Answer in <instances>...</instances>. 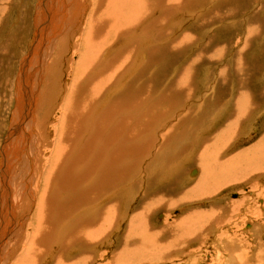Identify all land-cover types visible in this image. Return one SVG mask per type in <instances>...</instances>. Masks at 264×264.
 Masks as SVG:
<instances>
[{"label": "rangeland", "instance_id": "rangeland-1", "mask_svg": "<svg viewBox=\"0 0 264 264\" xmlns=\"http://www.w3.org/2000/svg\"><path fill=\"white\" fill-rule=\"evenodd\" d=\"M97 1H99V3ZM97 1L90 0V8L92 9H89V0H77V2L84 5V7H87V4L88 8L86 11L83 10L85 12L84 16H82V18L80 17L78 23L73 27L75 33L73 34L74 37L72 36L63 44L62 39H56V36L51 37L49 40L52 39L53 43L46 45L48 51H45L44 54L43 50L45 46L43 47V45L41 46L38 44L41 34L37 33V27L34 24V16L41 7L37 4L40 0H0V173H5L7 167V164L6 166L2 164L3 161H7L6 152L3 151H5V146H7L6 142L8 140L11 123L15 120V116L17 115L14 112L18 105L17 95L18 93L19 95H24L26 91H22L21 88L17 93L21 75L26 76V73L23 72L22 63L24 58L35 50V46L36 49H40L39 53L41 56L43 54L44 56H42L43 59L41 58L42 66L40 64L38 70L40 81L37 83L36 88L35 86L32 87V89H34V94L30 99L31 102H29L31 111H28L29 109L26 107L27 112H29L28 116L33 120V124L30 136L25 139L23 145L24 148L29 146L33 152L34 150L38 152L45 148L44 151H47V153L44 154L46 156H44L45 159H50L48 157H51L54 151V130L59 122H61L59 112L64 104L67 103L68 106L67 122L63 121L64 134L62 133V135L64 138L62 140V145L69 146L70 138L72 137V130H70L71 125L82 126L83 124L82 116L86 115L87 112H83L82 106L84 101L82 100L81 94L78 93L76 104L74 100L66 99V96H68L67 94L72 76H77V74L82 75L90 66V63L85 62V56L88 55L90 58L99 56L101 62H106V59L109 61L108 57L113 58L118 52L130 53V50L132 51L133 49L135 53H131L132 55L128 59L131 61V64H128V69L126 67L124 68L125 73L112 76L111 85L108 86L110 89L106 90V92L112 96L110 97L112 98V113L109 117H104L101 120L97 129L95 125L92 126V130L95 132H92V134H95L94 139L96 140L94 141H98V146L103 143V136L111 132V148H114L116 143H119L120 140L124 138L121 136L124 132V128L130 121L132 124L137 120H145L144 122L146 123L143 125L147 124V126L144 127L147 130L150 128L149 131L152 130V132L150 134H143L142 139L136 140V146L133 137L143 126H140L133 134V127H131L130 124L131 130L126 132V134L129 133L130 138L126 141V144L124 143L122 146L123 159H128L121 164V166H126L129 169V177L131 176V178H129V180L131 179L129 183L134 184L139 181L141 184L143 183V189L141 188L142 191H139L140 189L132 188L131 185H121L116 190L112 189L111 195L109 194L110 196H108L102 204L106 207L112 199H115L117 194H113V190H115L114 192L118 191L119 195L121 193V196H119L120 204L116 209V213L119 214V218H122L123 222H121L120 227L117 228L115 232H112V235H107L108 238H103L101 240L102 243L90 245L84 249L86 260L87 258L88 260L82 264H264V150H262L264 147L256 149L255 152L252 153V143L263 133L261 125H264L262 124L264 121V107L257 113L258 120L250 115L249 121L252 122L253 128L248 138H243L245 135L242 128H244L245 124H249L247 119L252 110L245 116L246 123L240 122V129H236L232 136L233 138L230 136L225 143H223L222 139L218 142L216 139L212 144H209L212 146L209 152L212 157L213 153H215L217 157L222 156V160L219 159V161H226L227 159L229 161L231 159L230 161L232 163L234 160L237 163V157L241 156V160H244L243 162L246 161L245 163H248L249 161V170L246 171L241 169L243 168L241 163L239 165L233 163L237 171L235 168L227 169L226 167L217 166L216 168L220 170L216 174H213V177L215 180H218V187H208L209 194L206 192L208 196L205 194H194L191 198H183V200H180L185 194H181V196L178 195V192L184 191L196 183L195 180L198 173L194 165L199 167L203 165V159L195 155L197 150H194V146L199 145V143L201 145L207 142L206 138H208V136L213 135V133H219L218 131L220 130L221 124H224V121L227 123L229 119L234 118L233 114L237 115L234 107L235 102L238 100L241 104H247L246 98L252 97L248 102L259 99L258 103L264 104L263 97L260 96L259 98H255L252 95L254 93L252 91L253 89L259 90L257 91L258 93L264 90V0H169V3L172 2V4L175 5V9H171L169 5L166 6V1L163 2V0L161 4L156 0L153 2L152 0H142L135 10L137 15L134 11L120 10L112 7V20L115 27L120 28L124 25V27L131 32L126 35L124 33L113 34L112 30V41L104 51V47L98 46L97 40H101L102 43H105L110 35L107 33L103 35L95 30H91L85 22L86 15L94 9V6L95 8L97 6V9H101V7L107 5L104 0ZM132 13L133 17L130 19ZM71 16L72 14L69 10L66 18L62 21L63 32L69 29ZM42 19H44V17L39 15L36 21L40 22ZM139 21H142L143 25H141L140 30L138 28V31L136 28L138 27ZM153 25L156 26V30L153 28ZM144 32H147V34H144ZM84 34L85 41L81 39L84 37ZM35 38H37V42ZM59 40L60 42H58ZM136 43L138 45L134 47ZM149 51H157L159 53L158 56L154 55L153 62L148 61L147 53ZM211 52H213V54H211ZM79 53H81V55ZM117 60L116 56L114 69L116 72H120L125 63H119L121 59ZM245 63L249 68H247L248 71L244 69L243 73L249 74L247 79L252 82L250 83L252 86L249 84L250 87H248L251 88L248 93L250 96L244 95V97L241 95L242 93H239V87L236 85L237 82L235 81L237 73L239 72L238 66ZM105 64L106 63H104V66ZM146 66L147 71L145 72L143 69ZM94 67H99L98 60L88 69L86 77L92 74L91 68ZM142 71L146 73L145 80L148 81L146 83L147 85L143 83L144 88L141 89L133 85L138 82ZM185 74L189 75V82L187 81L189 88H186L188 90V94L186 95L187 98L184 100L185 96L183 95L182 97L180 92H178L179 87L175 89L176 92H173V94L176 95L175 99H172V95L168 98H162L167 93H171L169 87L172 83L176 84V82L180 80L183 81ZM22 81L23 79L21 82ZM24 81L27 83L29 82L28 79H24ZM83 81L81 82L82 84ZM127 86H131V89L129 88L128 91L125 90ZM28 89L31 88L28 87ZM131 92L132 95H130ZM126 94L127 96L129 94L130 97L128 96V98L125 96ZM145 94L150 95L147 100H145ZM232 94L234 96H232ZM91 95H94L92 97L94 99H90L92 102L90 104L102 105L105 109L107 104L106 101H111L106 94L99 97V95L94 92ZM97 95L98 97L96 98ZM160 98H162V101ZM165 99L168 103L165 102ZM197 100L201 101V103ZM148 102L153 105L152 109L150 108L153 111L149 109L148 113L150 116L147 113V118L141 119L139 117L147 110L144 106L146 104L145 107H147V105H149ZM161 102H163V105ZM123 103L125 104L123 105ZM168 104H172L173 107L175 105V113L172 114L174 117L170 115L167 116L166 110L169 109H166L165 105ZM223 104L227 109L225 107L224 109L221 108ZM148 107H150V105ZM215 110H217V112H215ZM185 111L190 113V117L192 118H188L190 121L197 118H200V122L206 119L210 121L211 119V121L214 120L212 126L216 128H207L208 130H206V132L203 128L199 130L200 133L202 131L201 134H198V132L195 134L196 130H194L192 131L193 134H189L188 139L182 140L181 146H193L192 148L194 149L192 150L194 153L192 151L187 154L184 153L185 155L181 156L183 155L182 152H177L178 150L174 152L172 139H170L169 142L171 148L166 146V149L160 150L162 145V133H165L172 125H175L173 123L179 124V121L174 120L185 116L187 114ZM161 114H164V116L161 117ZM160 117L166 121V125L163 124ZM147 120L151 121V123L149 122L150 124H148ZM168 121L171 122V125ZM135 124L133 126H135ZM239 124L235 127L239 128ZM189 125L190 126L187 125L188 130L195 127L193 123H189ZM67 126H69V128ZM188 127L191 128L189 129ZM42 131L43 133L40 134ZM45 132H47V135ZM100 133H102V135L98 138ZM241 133L243 135L239 138L240 136H238V134L240 135ZM202 136L203 139L205 138V141L201 138ZM151 137H156V141L153 144L154 147L147 151L145 144L147 139ZM195 138L198 144L195 143ZM44 140L49 142L46 143ZM127 145L128 147H126ZM180 149L181 148H179V150ZM73 150L75 153L78 152L77 148H73ZM222 150L224 156L219 154V151ZM149 152H151V154L147 155L146 153ZM152 155L154 158H150ZM173 155L175 158H173ZM242 155L245 156L244 159H242ZM60 157L62 156L56 157V160H58V164L62 165L64 159H60ZM180 157H183L182 160ZM117 158L118 157H116V160ZM112 159L114 164V155ZM199 159L201 162L198 161ZM61 160H63V163ZM102 160L103 164H105V158L102 157ZM118 161L119 163L121 162L120 160ZM157 161H159L158 164H156ZM175 161H177L175 166L172 167L168 165L169 163L173 165ZM227 162L222 163L225 165ZM56 164L54 165L55 167H60V165L58 166V164ZM151 165H162L160 168L159 182L161 181L165 184L166 182H175V180L179 178L177 183L180 186H178V190L175 191L177 201H175L174 204L176 206L174 205L166 211H156L153 215H150L149 219L153 226L147 223L149 226L146 225L145 229L143 228V233L135 237L141 240V244L145 242V236L148 237V242L154 244L151 248L153 250L147 251L141 248L142 250L140 249L138 251L137 249L136 252H123L119 253L121 254V256L118 255L119 258L116 255L115 260H113L114 250L119 245L121 237L123 236V231H121L125 228L123 224L132 219L134 208L139 203L137 201L142 199L140 196L142 197L143 190L147 191V186L150 184L154 186L156 183L157 172L154 170V173H152L147 170ZM126 167L122 168V170L125 171ZM190 169L194 171V177H192V179L187 178L186 181H183ZM177 172L178 174H176ZM232 180H234V182H232ZM127 183L128 181L126 184ZM161 184H157L156 189L153 187L151 192L159 188L164 189ZM211 187H213V190ZM101 188L102 187L99 189ZM135 191L141 192L140 196L134 194ZM2 198H4V196ZM2 198L0 199L1 202ZM1 202L0 210L2 205ZM97 204L99 205L98 202ZM189 210H191V214H194L195 217L207 213L204 219L198 218L205 225L204 227L201 226L198 228L201 230L199 232L202 233V236L198 235V237H196L194 233H192L193 230L186 231L185 229H179V227L177 228L175 226L173 228L167 227L166 230L163 231H161L162 229L160 230V228L164 229L166 224L168 225L172 221L178 220L177 218L179 216H185ZM89 211L95 212L94 210L83 207L76 213V217H81L82 214L88 213ZM224 223L225 225H223ZM107 226L108 223H104V227ZM116 226L117 223L114 224L113 231ZM147 228L151 229L152 234L153 231L156 233V231L159 230L161 233L158 232L155 234L156 236H152L149 231L146 230ZM16 232L17 231L14 230L12 232L8 231L6 235H3L6 242L0 249V264H15V257L19 252H22V254H27L28 252L30 254L29 259L25 258L26 260H23V262L21 261L22 259L19 260L18 263L22 262L21 264H56L55 260L60 257L58 249L54 248L51 252L49 249L44 250V248L38 247V250H36L34 245H32V249L26 250L24 243L25 239L23 238L21 239V244H19L17 248L15 246ZM199 232L197 233L200 234ZM173 244H176V246H173ZM160 245H164V248L172 245L169 248L170 250L172 249L170 252L171 254L168 253L166 255L164 254L162 257H157L155 252L160 250L158 247ZM12 246L16 247L17 251L12 249ZM164 248V251L168 250ZM12 250H14V252ZM75 253L74 250L70 249L66 258L71 260ZM39 257H41V259ZM57 261H62V258Z\"/></svg>", "mask_w": 264, "mask_h": 264}, {"label": "bare ground", "instance_id": "bare-ground-1", "mask_svg": "<svg viewBox=\"0 0 264 264\" xmlns=\"http://www.w3.org/2000/svg\"><path fill=\"white\" fill-rule=\"evenodd\" d=\"M94 1H97V0H94ZM141 1L142 0H104V2H106V4H107L106 6H103L104 8L101 7V9H97V6H96V8L94 6V9L91 10V12L86 15L85 22L88 24V26L90 27L91 30H95L96 32H99L103 35H104V33H107L110 35L105 43H102L101 40H97L98 46L104 47L103 51L108 48L110 42L112 41V30H113V34H116V33L117 34H123L124 33L126 35L129 32H131V31H128L124 27V25L120 28L115 27L113 20H112V7L118 8L120 10H130L131 12L134 11V13L136 14L135 10L137 9V7L141 3ZM153 1H155V0H152V2ZM156 1L159 4L162 3V0H156ZM164 1H166V6L169 5L171 9L176 8L175 5L172 4V2L169 3V0H163V2ZM97 2L99 3V1H97ZM40 3H41V5H40ZM37 4L41 7L40 8L38 7L39 10L37 8L38 12L34 16V24L37 27L36 28L37 33L41 34V37L38 40V44L41 46L43 45V47L45 46V48L43 50L44 54H45V51H48L46 49V45L53 43L52 39L49 40L51 37L56 36V39H62V44H63L64 42L66 43L67 40L73 36V34H75L73 31V27L78 23L79 18L80 17L82 18V16H84V13H85L84 11H86V9L88 8L87 4H86L87 7H84V5L79 4L77 2V0H40V2ZM91 5L93 6L92 3H91ZM89 9H92V8H90V0H89ZM69 10L71 11V14H72L71 21L69 24V29L67 31L63 32L62 31V21L66 18ZM81 11H82V14H81ZM88 11H90V10H88ZM39 15H42V17H44V19L40 20V22L36 21V19L39 17ZM132 17H133V13H132L130 19ZM80 22H81V20H80ZM141 25H143V22L139 21L138 27L136 29L138 30V28H139V30H140ZM153 28L156 30V26L153 25ZM165 30H166V28H165ZM144 34H147V32H144ZM81 39H83L84 41L86 40L85 34H84V37ZM36 40H37V38H35V41ZM79 41L81 42L80 39H79ZM58 42H60V40ZM77 45H78V43H77ZM79 45H80V43H79ZM137 45L138 44L136 43V45H134V47H136ZM34 49L35 50L33 52H31L30 55H28L24 58V61L22 63L23 72L26 73V76L21 75L20 78H21V80L23 79V81L21 82V80H19L20 85L18 87L17 93L19 92V90L21 88H22L21 89L22 91L23 90H26V91H25L24 95H19V93L17 95L18 105L16 107L17 109H15L14 112L18 116L16 115L15 120L11 123L9 134H8V140L6 142L7 146H5V151H3V152H6L5 154L7 155V158H6L7 161H3L2 164L5 166L7 164V167L5 169V173L4 172H3V174L0 173V178H1L0 179V197L2 198L4 196V198H2V202L0 201L2 203L1 210H0V212L2 211L0 213V249H1V246H3V244L6 242L3 235L4 234L6 235V233H8V231L12 232L14 230V231H17L16 232V240H15L16 241V243H15L16 247L19 244H21V239L23 238V239H25L24 243H25V249L26 250L32 249V247H33L32 245H34V248L36 250H38V247L44 248V250L49 249L50 251L51 250L53 251L54 248L58 249V251L60 252L59 253L60 257H58L57 260L62 258V261L55 260L56 264H82L84 262H87V260H88V258L86 260V255L84 253V249H86V247H88L90 245L102 243L101 240L103 238H108L107 235H112V232H115L117 230V228L120 227L121 222H123L122 218H119V214L116 213V209L120 204L119 196H121V193L119 195L118 191L117 192H114V191L121 185L122 186L123 185L124 186L125 185H131L132 188H137V189H140L139 191H142L141 188L143 186V183L141 184V182H139V181H137V182L133 181L135 183L130 184L129 182L131 179L129 180V178H131V176L129 177V174H130L129 169L126 166H121V164L126 159H128V158L123 159L122 146L124 143L126 144V141H128V139L130 138L129 133L126 134V132L131 130L130 129V124H131L130 122L131 121L129 120L130 121L129 124L124 128V132L121 136L124 138L122 140H120L119 143H116V146L114 148H111L112 147V133L111 132L107 133L106 136L105 135L103 136L104 139H103V143L101 144L102 146L101 145L97 146L98 141H94V140H96V139H94L95 134H92V132H94V130H92V126L95 125V127L97 129L101 120L104 117H109L110 114L112 113V98H110L112 96H111V94L106 92V90L110 89V88H108V86L111 85L110 83L112 82V76H118L119 73L120 74L125 73L124 68L127 67V69H128V64H131V61H129L128 59L135 52L133 51V49H132V51L130 50V53L118 52L115 54V56L113 58L108 57L109 61L107 59H106V62L103 61L104 63H106L105 66H104V63L101 62L99 56H93L92 58H90L88 55L85 56V58H84L85 62L90 63L89 68L97 60H98L99 67L91 68L92 74L89 77H86V72L88 71L89 68L82 75L77 74V76H72L71 84H70V87L68 89V94H67L68 96H66V99H68V100L72 99L75 101V104H76L77 100H78V93L81 94L82 100L84 101L83 106H82L83 112L84 113L87 112L86 115H83V116L81 115L83 124H82V126L81 125H79V126H76V125L72 126L71 125L70 130H72V135H71L72 137L70 138L69 146L67 147L65 145H62V140L64 138L62 135L63 130H64V127H63L64 122L63 121L67 122V106H68V104L66 103V104H64V106L62 105L63 107H62L61 111L59 112V118H60L61 122H59L58 126L54 130V139L53 140H54L55 148H54V151L52 152V156L48 157L50 159H45L46 156L44 154L47 153V151H44L45 148L39 150V147H38L39 151L35 152V150H34V152H33V150L31 151L29 146L27 148H24V145H23V142L25 141V139L30 136V131H31L32 124H33V120L30 119V116H28L29 112H27L26 107L29 109L28 111H31V107L29 106V102H31L30 99L32 98V96L34 94V89H32V87L35 86V88H36L37 83L40 81V78L38 77V70L40 68V64H41V61L43 59L42 56H44V54L41 56V54L39 53L40 49H36V46ZM145 53H147V52H145ZM79 54L81 55V53H79ZM147 54H148V61L149 62L152 60L154 61V55H157V56L159 55V53L157 51H149ZM116 56H117L118 60L121 59L119 61V63H122V62L125 63L122 67V70H121L123 72H121V71L116 72L114 69ZM125 58H126V61H125ZM117 64H118V62H117ZM149 64H151V63H149ZM41 66H42V64H41ZM244 66L246 67V70H247V68H249L246 65V63L244 64ZM144 70H145V72L147 71V66L143 69V71ZM143 71H142V74L140 75V77L138 79V82L133 85V86L139 87L141 89L144 88L143 83L146 84L148 81V80H145V78H146L145 74L146 73ZM132 74H133V72H132ZM248 75L245 74L241 77H237L236 81H235L239 84V93L240 94L242 93L241 95H243V96L249 95L248 94L249 89H251V88H248V87H250V85L252 86V84H250L252 82L249 79H247ZM85 77H86V79H85ZM188 77H189V75L185 74L183 81H185V82L188 81ZM24 79H28L29 82L28 83L25 82ZM82 81H83V84L81 83ZM180 82H181V80L176 82V84H178ZM188 82H187V84H188ZM226 82H227V80H226ZM237 83H236V85L238 86ZM174 84L175 83H172L171 85H174ZM242 85H244V86L242 87ZM28 87H30L32 90L28 89ZM90 88L92 89V91ZM129 88L131 89V86L130 87L127 86V89H125V90L128 91ZM176 88L177 87H170L169 90L171 91V93H167L162 98H164V97L168 98V97H170V95H172V99H175L176 95L173 94V92H176L175 91ZM187 88H189V85L187 86ZM81 89H82V91H81ZM205 89H206V87H205ZM252 91L254 92L253 94L251 91L250 92L253 95V97H255V95L257 94L255 89H253ZM94 92H96L99 95V97H102V96H104V94H106V96L109 99H111V101H106L107 99L105 100L107 102V104L105 103L106 109H105V107L103 108L102 105L100 106L98 104L97 105L90 104V103H92L90 99L94 96L91 94H93ZM178 92H180L182 97H183V95L185 96L184 100L187 98L186 97V95L188 93L187 89L185 92L184 90L179 88ZM233 94H232V96H234ZM98 95L96 96V98L98 97ZM130 95H132V92ZM122 96H124V95H122ZM125 96H127V94ZM128 96H129V94H128ZM260 96L263 97V99H264V90L260 94ZM119 97H120V94H119ZM149 97H150V95L145 94V100H147ZM96 98H95V100H96ZM162 98H160V100ZM235 98H237V97H235ZM251 98H246L247 104H243L245 109L250 108L251 102H248V101ZM92 99H94V98H92ZM97 101H98V99H97ZM123 101H124V98H123ZM165 102H167V100ZM252 102H256V100L252 101ZM161 103L163 105V102H161ZM174 103H175V100H174ZM89 104L92 106H90ZM117 104H119V103H117ZM124 104L125 103H123V105ZM146 104H147V102H146ZM146 104H145V106H146ZM148 104L150 105V107H148L149 105H147V107L144 106V108H147V110H145V113L143 115H141V117H139V118H141V119L142 118L145 119V117L147 118V113H148L149 109L150 108L152 109V107H153V105L150 104V102H148ZM165 106H166V109H169V110H166L167 116L168 115L172 116V114L175 113L174 112L175 105H174V107L172 104H168ZM240 106L241 105H236V102H235L234 107L236 109L235 113L237 112V115L233 114L234 118L229 119V121L227 123L224 121L225 120L224 119L223 120L224 124L220 123L221 127H220V130L218 131L219 133H215V134L213 133V135L208 136V138H206L207 142H205L201 145H200V143H199V145L195 144L196 145V146H194L195 149L192 148L193 146L187 147L185 145V147H182L181 143L184 141V139H186V138L188 139L189 134H193L192 131H194V130H196L195 134H197V132H198V134H201L202 131L200 133L199 130L204 128L203 130L206 132V130H208L207 128L215 127V126H212L214 123L213 122L214 120L211 121V119H210V121H209L208 119H206L204 121L205 125H199L194 119H193V121H190L188 119L190 117V113H188L189 110L187 109L188 112L185 111V112H187V114L185 116L181 117L180 119L174 120V121H179V124L173 123L175 125H172L168 129L166 128L167 130L166 131L164 130L165 133L164 132L162 133V137H161L162 145L160 147V150L166 149V146L170 147L169 142H170V139H172L174 152L178 150L177 152H182L183 155H181V156H184L188 152H192L193 151L192 149H194V150H197V152L195 151L196 152L195 155H197L198 157H201L203 159L202 167L194 165L196 172L198 173L196 180H195L196 183H194V185H192L190 188L186 189L188 187L187 186L185 188L186 190L178 192L179 196H181V194L182 195L185 194L184 197L180 198V200H183V198H186V199L191 198L194 194H205V195H207V194H209L208 193V190H209L208 187H210V186H215V187L217 186L218 187V180H215V178L213 177V174H216L220 170V169L216 168L217 166H222L223 168L226 167L227 169H230V168H235L234 164L239 165L241 163V165L243 167L241 169H244L246 171L249 170V161H248V163H245L246 161L243 162L244 160L243 161L241 160V156H238L237 157V163L234 160L233 161L234 164H233L230 161L231 159L229 161H228V159L226 161H219V159H221L222 156L217 157L216 154L213 153V157H212L211 154L209 153L210 148H212V146H210L209 144L210 143L212 144V142H214L216 139H217V142L219 140L221 141V139H222L223 143H225L226 140H228L230 136H231V138H233L232 136H233L234 132L236 131L235 126L237 125V123L239 121V117H240ZM117 107H119V106H117ZM224 107L227 109V107L224 104H223V106L221 105V108L224 109ZM221 108H219V109H221ZM151 109H150V111H153ZM178 109H180V108H178ZM217 110H218V108H217ZM217 110H215V112H217ZM161 111H163V110H161ZM150 113H152V112H150ZM148 115H149V113H148ZM162 116H164V114H161V117ZM172 117H174V115ZM13 119H14V117H13ZM148 119H149V117H148ZM153 119H154V117H153ZM190 119H192V118L190 117ZM256 119L258 120V118H256ZM170 120H171V118H170ZM172 120H173V118H172ZM77 121H78V119H77ZM144 121L137 120L131 124V127H133L132 128L133 134L138 130V128L140 126H143V128L140 131H138L137 134L133 137L134 138V144L137 142L136 140L142 139L143 134H150L152 132V130L149 131L150 128L147 130L144 127V126H147V124L143 125L144 123H146ZM126 122H127V120H126ZM149 122L151 123V121H148V124H150ZM155 122H156V120H155ZM162 122H163V124H165L166 121H164L162 119ZM188 122L190 124L193 123V125L195 127H192V129H190L191 127H188L190 129V130H188L187 125L190 126ZM169 123L171 125V122H169ZM65 124H67V123H65ZM134 124H135V126H133ZM160 124H162V123H160ZM262 124H264V121ZM67 127L69 128V126H67ZM261 127H262L261 129H262L263 133H261V135L259 137H264V125H261ZM252 128H253L252 125L245 124L244 128H242V130L244 131V135H245V137H243V138H248L250 136V132H251ZM212 129H214V128H212ZM154 130H156V129H154ZM160 131H162V130H160ZM41 133H43V131L40 132V134ZM102 133H100L98 138H100ZM45 134L47 135V132H45ZM125 134H126V136H125ZM241 135H243V134L242 133L240 135L238 134V136H240L239 138H241ZM203 136L201 137L202 139H203ZM259 137H257L256 141L254 143H252V145H253L252 146V150H253L252 153L255 152L256 149H261V147H264V138L262 140H259L258 139ZM196 138L194 139V141L196 140ZM4 139H6V138H4ZM190 140H188V141H190ZM203 140L205 141V138ZM155 141H156V137H151V138L147 139L146 144H145V148L147 149V151L151 150V148L154 147L153 144L155 143ZM45 142L48 143L49 141H45ZM197 142L198 141L196 140L195 143H197ZM199 142H200V140H199ZM66 144H68V143H66ZM63 146H65V147H63ZM126 147H128V145ZM73 148H77L78 152L75 153ZM179 148H181V149L179 150ZM112 150H113V154H112ZM223 150L219 151V154L223 155ZM262 150H264V149H262ZM193 153H194V151H193ZM244 153H246V152H244ZM50 154H49V156H50ZM146 154L150 155L151 152L146 153ZM146 154H145V156H146ZM60 155L62 156V157H60V159H64V163H63V160H61L63 163L62 165L58 164V160H56V157H59ZM113 155L115 158L114 164H113V159H112ZM242 156H243L242 159H244L245 156L244 155H242ZM102 157L105 158V164H103ZM116 157H118L117 160H116ZM150 158H154L153 155ZM173 158H175L174 155H173ZM182 158L183 157H180L181 160H182ZM184 159H185V157H184ZM118 160H120L121 162L119 163ZM116 161H118V162H116ZM198 161L201 162L200 159ZM179 162H180V160H179ZM222 162H227V164L224 165ZM56 163L58 164V166L60 165V167H55L54 165ZM158 163H159V161L156 162V164H158ZM176 163H177V161H175L173 163V165L171 163H169L168 165L173 167L176 165ZM112 165H113V167H112ZM161 166L162 165H151V167L147 166L148 167L147 170L149 172L154 173L153 172L154 170L157 172V173L155 172L156 173V183L154 184V186L152 184L147 186V191L143 190L142 197L140 196L141 192L135 191L134 194H138L140 196V198H142V199L137 201L139 203L134 208L132 219L129 222H126L125 224H123V225H125V228L121 230V231H123V233H122L123 236L121 237V241L119 240L120 241L119 245L114 250L113 260H115L116 255L118 258H119V256H121V254H119V253L128 252V251H135L136 252L137 249L139 251L141 248L143 250L146 249L147 251L153 250L151 248L154 246V244L148 242V237L145 236V242L142 244H141V240L138 238H135V237H137L143 233V228L145 229L147 223L151 224V220L149 219L150 215H153L156 211H166L170 207L172 208L175 205L174 202L177 201V195H176L175 191L178 190L177 188H178V186H180L177 183V180L179 178H177L175 180V182L173 181L174 183L172 181H171L172 183L166 182L165 184L162 183L161 181L159 182ZM54 167L58 168V169H55ZM125 167H126V170L123 171L122 168H125ZM236 171H237V169H236ZM1 172H2V170H1ZM184 172H185V170H184ZM186 172H188V171H186ZM238 172H240V171H238ZM138 173H139V171H138ZM176 174H178V172ZM174 175H173V177L175 178ZM135 176H137V175H135ZM149 176H150V174H149ZM192 177H194V171L192 169H190L188 175L186 174V177L183 179V181H186L187 178L192 179ZM127 181H128V183L126 184ZM162 181H163V179H162ZM193 182H194V180H193ZM232 182H234V180H232ZM157 184H161V186L164 189L159 188V189L155 190L154 192L153 191L151 192V189L153 187L156 189ZM100 187H102V188L99 189ZM211 188L213 190V187H211ZM211 188H210V190H211ZM112 189H115V190H113V194L115 193V195L117 194V196H115V199H112V201L109 204H107V206L105 207V206H103L102 203L105 199H107L108 196L111 195L110 193L112 192ZM206 192H207V194H206ZM238 200H239V198H238ZM100 201H101V203H100ZM97 202L99 203V205L97 204ZM83 207H86L89 210H94L95 212L89 211L88 213L82 214L81 217H76V213L78 211H80ZM206 214H202L199 217H195L194 214H191V210H189V212H187V214L185 216H183V215L179 216L177 218L178 220H174L172 222L170 221L171 223L168 225L165 223L166 226H164V229L160 228V230L162 229L161 231H163V230H166L167 227L173 228L175 226L177 228L179 227V229H185L186 231H188V230L192 231L193 230L192 233H194V235L196 237H198V235L202 236V233L199 232L201 230L198 228H200L201 226L204 227L205 225L198 218L204 219V216ZM210 214H212V213H210ZM104 223H108V226L104 227ZM116 223H117V226H116L115 230L113 231L112 229L114 228V224H116ZM151 225L153 226V224H151ZM223 225H225V223ZM147 226H149V225H147ZM207 226H209V225H207ZM146 230H148L150 235H152V236H154L155 234L160 232V230L158 229L159 231H156V233L153 231V234H152L150 228H147ZM197 232H199L200 234H198ZM200 236H199V238H200ZM116 239H117V237H116ZM9 245H10V242H9ZM239 245H240V243H239ZM160 246H158L160 250L155 252L157 257L158 256L162 257L164 254L166 255L172 251V249L171 250L169 249L172 245L170 247L168 246L165 248H164V245H162L161 247ZM173 246H176V244L175 245L173 244ZM16 247L12 246V249L16 250ZM218 247H219V245H218ZM163 248L164 249L167 248L168 250L164 251ZM70 249H72V250H74V252H76L71 260L66 258ZM229 250H231V249H229ZM12 251L14 252V250H12ZM42 254H44V253H42ZM29 255L30 254L28 252H27V254L26 253L22 254V252L21 253L19 252V254H17V256L15 257L16 258L15 264H21L23 262V260L29 259ZM39 258L41 259V257H39ZM111 258H112V256H111ZM19 260H21L22 262L18 263Z\"/></svg>", "mask_w": 264, "mask_h": 264}, {"label": "crops", "instance_id": "crops-1", "mask_svg": "<svg viewBox=\"0 0 264 264\" xmlns=\"http://www.w3.org/2000/svg\"><path fill=\"white\" fill-rule=\"evenodd\" d=\"M216 53V52H215ZM211 54H213V52H211ZM212 56V55H211ZM238 68H239V72L237 73V77H241V76H243V75H245L244 73H243V70L244 69H246V67L244 66V64H240L239 66H238ZM187 86H188V84H187V81L185 82V81H182L181 80V82L180 83H178V84H174V85H170V87H179V88H181L182 90H184L185 92H186V88H187ZM244 85H242V87H243ZM169 87V88H170ZM238 87H239V84H238ZM218 88V87H217ZM218 90V89H217ZM256 91V95H255V98H259L260 97V94L263 92H261V93H258L257 91H259V90H255ZM188 94V93H187ZM259 94V95H258ZM258 100L259 99H257L256 100V102H251V105H250V108H248V109H245L244 108V105H243V103L241 104L240 102H238V101H236V105H241L240 106V117H239V121H238V123L237 124H239L240 122L241 123H244L245 121H246V114H248V112L250 111V110H252V112L249 114V118L247 119L248 120V125H252V122L251 121H249V119H250V115H252V116H254L255 118H257V113L258 112H260V109L261 108H263L264 107V104L263 103H258ZM199 103H201V101H199V100H197ZM216 106V105H215ZM196 118H197V116H196ZM199 119L200 118H197V119H195V121L199 124V125H205L204 124V121L203 122H200L199 121ZM241 123L239 124V128H236V129H240V125H241ZM242 132V131H241ZM264 137H259L258 139L259 140H262Z\"/></svg>", "mask_w": 264, "mask_h": 264}]
</instances>
